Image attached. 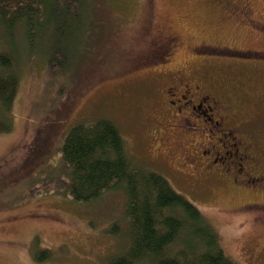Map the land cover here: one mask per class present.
Masks as SVG:
<instances>
[{
	"label": "rangeland",
	"instance_id": "obj_1",
	"mask_svg": "<svg viewBox=\"0 0 264 264\" xmlns=\"http://www.w3.org/2000/svg\"><path fill=\"white\" fill-rule=\"evenodd\" d=\"M109 1L104 11L113 19L101 25L102 38L80 54L85 34L78 24L73 35L80 42L58 66L47 62L41 44L27 52L15 32L20 78L13 128L0 134V264H107L129 245L124 190L115 186L76 202L65 180L67 132L99 119L117 127L136 167L161 174L195 203L230 259L264 264V210L239 209L252 195L232 196L220 183L199 191L189 175L172 170L167 148L153 135L161 103L156 91L167 63L193 77L203 70L223 80L229 99L243 106L235 116L244 131L264 132V58L252 55L264 53V0H248L244 14V0ZM169 35L177 42L162 53L158 39ZM0 52L13 54L1 35ZM257 149L264 152V138ZM176 248L172 244L167 254Z\"/></svg>",
	"mask_w": 264,
	"mask_h": 264
},
{
	"label": "trees",
	"instance_id": "obj_2",
	"mask_svg": "<svg viewBox=\"0 0 264 264\" xmlns=\"http://www.w3.org/2000/svg\"><path fill=\"white\" fill-rule=\"evenodd\" d=\"M110 3L109 0H0V35L13 50V54L0 52V134H8L13 128V106L20 78L18 52L13 45L15 32L23 36L27 52L41 44L48 51L47 62L53 59L58 66L59 57L80 42L73 35L78 24L85 34L80 54L102 38L101 25L113 19L104 11ZM49 36L63 42L54 45L48 41ZM252 55L264 58V53ZM234 105L232 126L244 130V123L235 116L243 106ZM61 157L68 167L65 180L74 201L89 202L115 186L126 193L124 208L130 243L107 264H136L141 260L154 264H237L223 252L217 232L191 199L176 191L161 174L135 166L111 121L99 119L71 127L64 138ZM216 184L208 183L197 189ZM174 243L178 248L167 254V248Z\"/></svg>",
	"mask_w": 264,
	"mask_h": 264
},
{
	"label": "flooded vegetation",
	"instance_id": "obj_3",
	"mask_svg": "<svg viewBox=\"0 0 264 264\" xmlns=\"http://www.w3.org/2000/svg\"><path fill=\"white\" fill-rule=\"evenodd\" d=\"M247 6L244 0L243 14ZM176 42L174 35L161 37L157 49L170 51ZM182 69L168 68L167 63L156 91L161 103L153 135L168 147L172 170L187 173L196 187L218 182L232 196L252 195V201H242L240 210L253 206L264 210V201L257 198L264 197V152L257 149L264 132L256 136L232 126L237 102L228 99L223 80L212 79L203 70L193 77Z\"/></svg>",
	"mask_w": 264,
	"mask_h": 264
}]
</instances>
